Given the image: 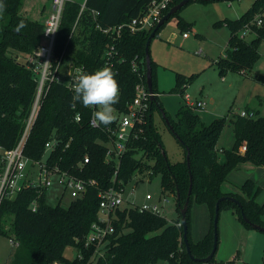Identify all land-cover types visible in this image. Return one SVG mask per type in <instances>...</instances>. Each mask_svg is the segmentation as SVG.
Segmentation results:
<instances>
[{
  "label": "trees",
  "instance_id": "obj_1",
  "mask_svg": "<svg viewBox=\"0 0 264 264\" xmlns=\"http://www.w3.org/2000/svg\"><path fill=\"white\" fill-rule=\"evenodd\" d=\"M152 1L86 0V7L73 33L81 4L67 1L55 42V55L59 56L66 49L67 57L75 65L84 66L85 72L92 73L102 68L105 51L115 41L100 27L109 28L139 17L148 10ZM180 1L172 0L165 14ZM194 1L171 15L153 37L172 18H177L181 26L192 25L181 16V11ZM3 3L6 10L0 14V146L10 149L20 140L35 100L38 74L30 58L42 43L45 24L21 14L24 0H3ZM259 18L263 19L261 24L258 23ZM21 20L27 27L17 32L15 29ZM222 23L229 27L230 38L225 54L215 61L216 65L222 75L227 70L249 75L260 58L259 46L264 40V0H253L239 18L216 22L218 25ZM154 29L126 30L116 41L118 56L124 59L112 69L121 92L119 103L114 105L117 112H125L136 95L140 79L132 68V61H138L140 70L144 72L143 80H147L145 48ZM243 32L255 37L248 41L246 35H241ZM151 64L153 92L158 93L154 59ZM197 74L177 72L175 86L170 92L184 96L187 86ZM251 75L255 81L264 84L263 73ZM73 95V90L65 84L52 83L42 99L25 153L38 160L49 153L50 166L58 165L61 170L86 182L94 179L96 184L88 183L85 192L68 205L47 203V191L33 187L5 197L0 204V234L18 243L9 264H152L160 260L167 264H221L216 254L209 262H203L194 260L187 250L183 225L177 223L181 222V209L188 197L187 236L192 255L199 259L208 256L212 250L216 205L223 196L236 197L241 206L226 198L219 204L220 213L223 209H231L247 227L252 225L244 220L243 215L250 222L264 227V203L256 200L262 189L254 179L248 178L243 182L241 193L223 190L230 172L240 164L251 162L264 167V115L256 111L254 116L233 113L230 118L224 116L206 123L194 108L185 104L179 108L174 119L159 103L157 94L151 100L145 122L138 125L136 136L129 141L117 165L106 159V142L109 140L106 127L91 125L93 108H85L79 102L75 108L71 107ZM155 110L163 113L171 131L180 137L184 147L182 160L170 161L155 123ZM77 115H80L79 121L75 119ZM227 123L233 124L235 141L231 149L224 150L225 158L221 161L218 142ZM49 140H55V145L46 153V142ZM244 144L246 150L242 152ZM188 149L190 166L187 163ZM86 155L90 156V161L83 163ZM148 175L160 176L163 192L176 195L177 219L169 221L162 214L141 211L134 205H122L115 209L112 216L114 231L98 250L95 245H86L91 226L99 217L100 189L113 184L124 187L135 178ZM193 202L207 205L211 213V227L198 241L191 238ZM67 248H74L76 255L72 258L66 256ZM228 264H231L230 261Z\"/></svg>",
  "mask_w": 264,
  "mask_h": 264
},
{
  "label": "rangeland",
  "instance_id": "obj_2",
  "mask_svg": "<svg viewBox=\"0 0 264 264\" xmlns=\"http://www.w3.org/2000/svg\"><path fill=\"white\" fill-rule=\"evenodd\" d=\"M75 1L83 3L84 0ZM252 3L253 0L192 2L181 11L186 21L192 25L181 26L177 23L176 18H172L153 37L150 53L156 62L155 76L158 88L156 95L158 94L159 103L172 118H177L179 108L185 103L180 93L170 92L175 84L176 72L198 73L186 88V92L193 98L197 96L206 101V110L197 109L202 120L206 123L224 116L230 118L233 113L240 112L246 107H253L260 115H264V84L253 80L251 75L253 73L264 74V40L259 46L260 58L249 75L231 70H227L225 75H222L215 62L218 57L224 55L230 37L229 27L224 23L218 25L216 22L226 18H239ZM47 5L51 6L50 2ZM184 33L187 36L184 37ZM172 34L175 35L174 38H172ZM254 37L255 35L251 33L246 35L248 41ZM259 98L262 99V103H259ZM114 115L118 116L116 112ZM154 118L170 161L182 160L184 147L171 131L163 113L160 110H155ZM234 137L233 124L227 123L223 129L220 144L218 143L219 146L231 149ZM219 154L220 160L223 161L224 150L220 149ZM48 155L49 153L43 161L48 159ZM248 178L254 179L264 190V167L251 162H244L232 170L227 181L223 184V189H232L241 193V185ZM51 179L53 184L46 192L47 203L68 205L73 199L80 196V193L74 188L64 189L58 176L53 175ZM163 191L160 176L137 177L124 186L123 206L143 203L147 193H151L154 199H159L162 194H165L168 195L170 201L163 206L162 215L169 221H174L178 217L176 195ZM263 198L262 195L261 199ZM191 214L193 232L196 230L195 234L203 235L205 229L210 225L208 209L203 204L193 202ZM238 219L237 214L229 209L221 211L216 259L221 264H228L229 261L231 264H264V241L249 235L247 232L258 231L249 229ZM244 226L248 229H245ZM259 234L264 236V232ZM13 240L16 242L15 239ZM14 241L9 236L0 234V264L10 263L16 250ZM65 254L72 258L76 255V250L67 248ZM152 264H167V262L160 260Z\"/></svg>",
  "mask_w": 264,
  "mask_h": 264
},
{
  "label": "built area",
  "instance_id": "obj_3",
  "mask_svg": "<svg viewBox=\"0 0 264 264\" xmlns=\"http://www.w3.org/2000/svg\"><path fill=\"white\" fill-rule=\"evenodd\" d=\"M52 10L46 19L45 28L43 32V41L34 51V55L30 60L35 63L34 71L38 74V86L33 102L29 118L27 120L25 130L13 148L4 149L0 146V204L5 197L15 196L18 192L24 188L33 187L37 189L48 190L53 184L52 176L59 177V182L64 186V189L74 188L80 195L85 192L88 183L96 184L94 179L85 181L82 178H78L66 170H61L58 165L50 166L48 159L43 161L46 154L42 159H33L25 153V145L28 140L31 128L38 114L43 97L50 89L52 83L59 82L65 84L67 88L72 90V85L75 78L80 74L81 70L84 71V66L72 64L67 66L69 60L66 53V49L59 55H55V42L59 27L61 24L63 11L65 4L69 0H52ZM172 0H153L148 10L141 16L135 17L128 22L112 26L109 28L100 27L103 32L112 36L113 42L110 47L105 51L104 66L111 69L116 68V63L123 61V57L119 58L118 50L116 48V41H118L123 32L128 30L131 32L150 30L157 26L159 21L163 18L165 11L169 8ZM86 7V1L81 4V10L79 17L77 18L73 31H75L80 15ZM95 12V11H94ZM99 14V12H95ZM263 22L262 18L258 19V23ZM187 36V34H184ZM246 35V32L241 34ZM132 68L139 77V82L136 85V95L125 112H115L118 114L114 124L106 127V132L109 135V140L106 142V159L113 161L117 165L121 162V157L127 149L129 141L136 136L138 125L145 122L146 115L150 109V103L152 96L156 95L154 92H150L147 80L144 82L143 70H140L138 61H132ZM186 105L191 108H200L206 105L203 100H194L190 94L185 93ZM94 109V108H93ZM97 109H94L96 111ZM240 116H254V111L243 109L238 113ZM79 121L80 115L75 118ZM91 125L97 127L94 123L92 116ZM55 140H49L46 142V153L54 148ZM246 150V145L241 146V151ZM50 152V151H49ZM90 156L86 155L83 159V163H88ZM38 168V169H37ZM124 187H117L111 185L108 188L100 189V203H99V217L96 222L91 226L89 234L86 238V245H95L98 248L106 240L107 236L114 231L112 216L116 208L123 205L124 198L122 193ZM170 199L168 195L162 194L159 199H154L151 193H147L146 197L141 204H132L138 206L141 211L152 212L155 214H162L163 206L169 203ZM36 205H34L35 208ZM181 225L182 222L177 223ZM14 241V240H12ZM15 242V241H14ZM18 245L17 242H15ZM103 255V252L99 253ZM82 258L81 255H77Z\"/></svg>",
  "mask_w": 264,
  "mask_h": 264
},
{
  "label": "clouds",
  "instance_id": "obj_4",
  "mask_svg": "<svg viewBox=\"0 0 264 264\" xmlns=\"http://www.w3.org/2000/svg\"><path fill=\"white\" fill-rule=\"evenodd\" d=\"M6 10L3 0H0V14ZM27 27L21 20L16 31ZM116 73L110 67H102L92 73L81 70L72 85L74 95L71 97V107L75 108L77 102L85 108L97 109L92 113L97 127L111 125L115 120L114 105L119 103L120 87L115 79Z\"/></svg>",
  "mask_w": 264,
  "mask_h": 264
},
{
  "label": "water",
  "instance_id": "obj_5",
  "mask_svg": "<svg viewBox=\"0 0 264 264\" xmlns=\"http://www.w3.org/2000/svg\"><path fill=\"white\" fill-rule=\"evenodd\" d=\"M190 1H192V0H181L178 4H175L174 6H172L171 9L159 21V23L157 24V26L155 27V29L151 32V35H150L149 39L147 40L146 48H145V57H146V69H147V85H148V88H149V91L150 92H153V70H152V64H151L152 58H151V53H150L151 39L155 35L156 30L161 25H163L165 23V21L171 15H173L174 13H176L177 11H179L183 6H185ZM202 1H218V0H202ZM154 99H155V95L152 96V100H154ZM176 136H177V138L179 140H181L178 135H176ZM162 152H163V155L166 156L165 151L162 150ZM187 163H188V166H190V150L189 149H188V153H187ZM191 187H192V183H191ZM226 198H228V199L236 202L237 204H239V206H241L240 201L236 197H234V196H223V197H221L218 200L217 205H216V214H215V218H214V242H213V247H212V250L209 253V255L206 256V257H204V258H201V259H199L197 257H194L192 255L190 243L188 241V236H187V233H188L187 211H188L190 197L187 198L184 206L182 207V209H181V215H182L181 222H182V225H183V228H184L183 237H184V240L186 242L187 250H188V252L190 253L191 257L194 260H202L203 262H209L215 256L216 251H217V247H218V241H219V230H218L219 214H220L219 204H220V202L222 200H224ZM243 218H244L245 221H247L248 223H250L254 228H256L258 230L264 231V227L263 226H261V225H259L257 223L250 222L249 219L245 215H243Z\"/></svg>",
  "mask_w": 264,
  "mask_h": 264
},
{
  "label": "crops",
  "instance_id": "obj_6",
  "mask_svg": "<svg viewBox=\"0 0 264 264\" xmlns=\"http://www.w3.org/2000/svg\"><path fill=\"white\" fill-rule=\"evenodd\" d=\"M69 1H75V0H69ZM86 0H84L83 1V3L85 2ZM48 2H50V4H51V6H48L47 5V3ZM196 2V0L194 1V3ZM208 2H212V1H208ZM83 3H80V4H83ZM39 4V0H24V3H23V6H22V8H21V14L23 15V16H25V17H27V18H29V19H31V20H36V21H39V22H41V23H43V24H45V22H46V19L48 18V16H49V14H50V12H51V10H52V6H53V1L52 0H40V4ZM191 4V3H190ZM252 5V4H251ZM188 6V5H187ZM182 9V8H181ZM180 9V10H181ZM34 14H36L35 15V17H33V15ZM181 16L186 20V18L181 14ZM221 20H223V19H221ZM176 21H177V23H178V19L176 18ZM185 34V33H184ZM230 36V35H229ZM175 37V35L174 34H172V38H174ZM184 37H185V35H184ZM230 38V37H229ZM42 41H43V37H42ZM228 47V46H227ZM227 47H226V49H227ZM226 49H225V51H226ZM199 53H201L200 51H199ZM225 54V53H224ZM223 56V55H222ZM219 58V57H218ZM69 60L67 61V66H69L70 67V65L72 64V59L71 58H68ZM73 63H74V61H73ZM177 73V72H176ZM181 73H184V72H181ZM184 74H186V73H184ZM193 74V73H192ZM242 74V73H241ZM186 75H190V74H186ZM224 77V76H223ZM254 80V79H253ZM257 82V81H256ZM175 83H176V78H175ZM174 86H175V84H174ZM189 86V85H188ZM188 86H187V88H188ZM161 91H164V90H161ZM160 93V92H159ZM186 93H188V92H186ZM189 94V93H188ZM190 96H191V98L192 99H194V100H203L202 98H200V97H195V98H193L192 97V95L190 94ZM183 98H184V101H185V95L184 96H182ZM261 98V97H260ZM259 98V99H260ZM204 101V100H203ZM206 102V101H205ZM259 103H262V99H260V101H259ZM184 104H186V102L184 103ZM183 104V105H184ZM183 105H181V106H183ZM206 108H207V103H206V105L204 106V107H200V108H195V111L198 113V111H197V109L198 110H206ZM245 109H250V110H253V111H256L257 112V110L255 109V108H253V107H246ZM239 112H237V114H238ZM200 115V114H199ZM220 139H221V137H220ZM220 139H219V144H220ZM234 141H235V137H234ZM219 144H218V148L219 149H221V150H226L225 149V147H222V146H219ZM233 144H234V142H233ZM261 189H262V187H261ZM224 190V189H223ZM225 192H235V193H240V192H238V191H233L232 189H228V190H224ZM263 192H264V190L262 189L261 190V194L259 195L258 194V196H257V198H256V200L259 202V203H264V198L263 199H261V196L263 195V197H264V194H263ZM204 206H206V208L208 209V211H209V213H210V210H209V208H208V206L207 205H205V204H203ZM230 211H232L233 213H236L234 210H231V209H229ZM237 214V213H236ZM192 215V214H191ZM237 217H238V215H237ZM239 220V219H238ZM246 226V225H245ZM244 226V227H245ZM192 227V226H191ZM210 227H211V213H210V225L205 229L206 231H205V233H203V235L202 234H200V235H197V234H195V231L193 232V229L191 228V238L193 239V241H198V240H200V239H202L205 235H206V233L209 231V229H210ZM247 227V226H246ZM245 227V229H248V228H246ZM249 229H254L255 231H258V232H247V233H249V235H253V236H255V238H257V239H260L261 241L263 240L264 241V236H260V235H262V234H259L260 232H264V231H262V230H258V229H256V228H254L253 226L252 227H249ZM199 231V230H198ZM246 231V230H245ZM250 231V230H249ZM197 232V231H196ZM251 233H253V234H251ZM263 238V239H262ZM16 245V244H15ZM17 246V245H16Z\"/></svg>",
  "mask_w": 264,
  "mask_h": 264
}]
</instances>
